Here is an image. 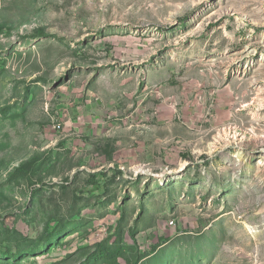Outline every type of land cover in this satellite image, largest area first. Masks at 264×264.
Wrapping results in <instances>:
<instances>
[{"label":"rangeland","instance_id":"374dc122","mask_svg":"<svg viewBox=\"0 0 264 264\" xmlns=\"http://www.w3.org/2000/svg\"><path fill=\"white\" fill-rule=\"evenodd\" d=\"M0 25V248L40 246L0 264H103L120 224L143 264H264V0H0ZM139 125L146 165L114 169Z\"/></svg>","mask_w":264,"mask_h":264},{"label":"trees","instance_id":"16d2710c","mask_svg":"<svg viewBox=\"0 0 264 264\" xmlns=\"http://www.w3.org/2000/svg\"><path fill=\"white\" fill-rule=\"evenodd\" d=\"M4 26L0 25V33L4 31ZM34 38H47L44 32L37 31L34 35ZM109 155V152H107ZM110 158L113 160L112 153L110 152ZM40 164L36 160H32L27 163H22L17 169L14 170L13 174H11V179L17 180H25L29 182L30 186H35L37 183L34 182L35 172L38 170ZM39 182V181H38ZM93 186L98 185V182H93ZM129 234H132L136 239L138 236L136 231L132 228L129 230ZM6 238L10 242L18 241L20 244L16 245V247L8 246L7 248H0V252L4 254V258L7 262L9 260H17L24 255L28 256L31 254L38 253L40 248L39 242L26 239V237L14 231L13 233L10 230H7L5 233ZM113 235V234H112ZM127 233L121 228V224L116 228L115 235L109 236L104 242L97 244L96 251L92 253L90 260L94 263L103 264H123L121 260H125L126 264H143L149 258L147 255L137 258L138 255L128 256V250L125 247L124 239ZM135 247L133 248V250ZM7 250V251H6ZM25 258V257H24ZM2 261V260H1Z\"/></svg>","mask_w":264,"mask_h":264},{"label":"crops","instance_id":"0c3cea01","mask_svg":"<svg viewBox=\"0 0 264 264\" xmlns=\"http://www.w3.org/2000/svg\"><path fill=\"white\" fill-rule=\"evenodd\" d=\"M212 104H214V103L212 102ZM196 111H197V108H196ZM136 129H137V132L135 134H130V139H129V141L127 140L129 145L126 146V150L121 152V149L118 147L120 150L118 152H115V154H114L115 156L113 157V160H109V161H112V165H113L112 167L114 169L117 170L118 168H120L121 166H119V165L121 163L123 165H129L132 168H136V167H139L142 165H146L145 160H147L149 158L148 155L150 152H149V150H147L145 148V145H142V148H141V145L137 142L142 141V144H145L146 141L149 139L150 134L154 131L153 130L150 131V127L145 126V125L136 126ZM116 132L117 131L112 132V134L109 133V136L107 137V139L108 140L113 139L112 140L113 142H111V143L116 144V147L122 146L123 143H122V139L120 138V135L118 138L115 139ZM121 137H124V135H121ZM114 141H117V142L120 141V142L114 143ZM130 147H133V148L130 149ZM117 153L120 154L121 157H119ZM120 169H118V170L120 171ZM123 171H124V169H123Z\"/></svg>","mask_w":264,"mask_h":264},{"label":"built area","instance_id":"2783aa9c","mask_svg":"<svg viewBox=\"0 0 264 264\" xmlns=\"http://www.w3.org/2000/svg\"><path fill=\"white\" fill-rule=\"evenodd\" d=\"M59 130H61V129L59 128Z\"/></svg>","mask_w":264,"mask_h":264}]
</instances>
